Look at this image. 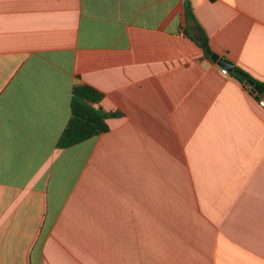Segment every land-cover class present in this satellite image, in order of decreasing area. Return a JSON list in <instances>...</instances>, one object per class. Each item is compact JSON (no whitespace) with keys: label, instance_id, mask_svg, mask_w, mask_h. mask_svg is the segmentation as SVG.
<instances>
[{"label":"crops","instance_id":"crops-1","mask_svg":"<svg viewBox=\"0 0 264 264\" xmlns=\"http://www.w3.org/2000/svg\"><path fill=\"white\" fill-rule=\"evenodd\" d=\"M203 36L264 84V0H0V264H264V96ZM74 81L120 115L60 148Z\"/></svg>","mask_w":264,"mask_h":264},{"label":"trees","instance_id":"trees-1","mask_svg":"<svg viewBox=\"0 0 264 264\" xmlns=\"http://www.w3.org/2000/svg\"><path fill=\"white\" fill-rule=\"evenodd\" d=\"M184 11L186 20H192V9L187 1L184 2ZM201 39L205 43L206 48H209L205 37L203 36ZM196 40L201 45L200 40L198 38H196ZM236 69L238 68L236 67ZM238 70L241 71L240 69ZM245 75L253 82L264 86L263 83L254 80L247 74ZM236 78L241 81L238 77ZM102 98L103 94L100 91L81 81H74L70 102V117L59 137L57 142L58 147H69L87 138L97 136L108 131L109 127L106 120L110 117L119 116L120 112L117 110H103L99 106Z\"/></svg>","mask_w":264,"mask_h":264},{"label":"water","instance_id":"water-1","mask_svg":"<svg viewBox=\"0 0 264 264\" xmlns=\"http://www.w3.org/2000/svg\"><path fill=\"white\" fill-rule=\"evenodd\" d=\"M201 46L203 47L205 53L214 61L220 68H222L227 73L238 77L241 81L247 84L252 92H257L264 96V86L259 85L252 80L248 79L247 76L235 68L234 64L228 62L223 57H220L218 54L212 52L209 48H206L205 43L200 39Z\"/></svg>","mask_w":264,"mask_h":264},{"label":"built area","instance_id":"built-area-1","mask_svg":"<svg viewBox=\"0 0 264 264\" xmlns=\"http://www.w3.org/2000/svg\"><path fill=\"white\" fill-rule=\"evenodd\" d=\"M259 104H260L261 106H264V99L260 100V101H259Z\"/></svg>","mask_w":264,"mask_h":264}]
</instances>
